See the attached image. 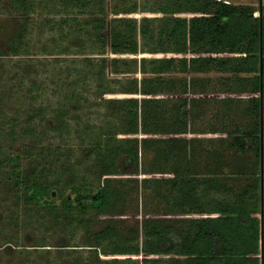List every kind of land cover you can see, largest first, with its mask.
Returning a JSON list of instances; mask_svg holds the SVG:
<instances>
[{
	"label": "rangeland",
	"instance_id": "obj_1",
	"mask_svg": "<svg viewBox=\"0 0 264 264\" xmlns=\"http://www.w3.org/2000/svg\"><path fill=\"white\" fill-rule=\"evenodd\" d=\"M134 1L137 10L131 17L137 25L138 51L132 62L136 72L114 74L107 69L106 78L123 79L122 82L136 79L140 116L163 117L167 124L147 126L148 133L139 134L141 167L137 175L104 178L93 166L90 138H95L97 127L106 128L105 122L117 124L115 117L105 116V102L125 96L118 93L119 84L113 81L112 87L106 84V92L96 96V80L86 79L80 72H88L84 57L94 61L101 57L95 54L99 48L95 39L77 34L79 24L71 20L76 18L81 24L90 14H76L74 9L58 13L60 7L55 0H31L33 10L25 20L9 0H0V264H72L75 260L82 264H174L182 259L177 252L182 241L192 238L195 220L216 216L208 214L213 201H233L238 193L250 189L247 184L253 177L239 172V165L230 166V161H225L231 154L226 146L236 134L234 129L238 126L242 132L247 127L243 113L246 94L223 88L221 81L228 74L215 67L199 73H181L177 69L153 73L152 60L175 57L167 35L171 11L178 3ZM226 1L252 7L255 14L261 9L264 14V0ZM119 3L120 0H105L108 23L111 10ZM62 18L68 20L64 28ZM143 18L148 19L146 35L139 32ZM20 30L19 52L13 55L7 42ZM104 56L111 57L109 48ZM144 90L149 94H143ZM70 92H83L79 106L62 114L64 124L60 129L48 130L46 120L61 115L57 106ZM183 98L192 99L196 107V116L186 131L168 120ZM227 101L233 102L228 112L223 106ZM27 129L32 134L27 135ZM26 150L31 153L26 154ZM184 152L187 156L181 155ZM32 166L48 169L44 178L54 185L49 197L51 208L41 202L25 205L21 193L12 194L5 187L2 177L11 168H18L23 176ZM258 176L264 183V169L262 177L261 173ZM105 179L116 191L108 197L106 209L88 207L80 212L71 202V216L62 214V196H75L69 187L77 186L89 202V197L107 183ZM147 181H152L153 186L148 187ZM262 183L261 190L250 189L247 195L253 193L254 215L264 226ZM194 200L200 201L205 211H197ZM151 223L162 226V237L147 235ZM108 230L110 237L102 241V247L121 240L137 246L139 255L114 259L101 255L105 248L90 250L93 248L87 244ZM60 242L66 246H58Z\"/></svg>",
	"mask_w": 264,
	"mask_h": 264
},
{
	"label": "trees",
	"instance_id": "obj_2",
	"mask_svg": "<svg viewBox=\"0 0 264 264\" xmlns=\"http://www.w3.org/2000/svg\"><path fill=\"white\" fill-rule=\"evenodd\" d=\"M9 1L13 10L20 13L25 20V16L33 10L31 0ZM176 1L178 6L171 11L172 17L167 37L171 43L172 53L178 57H169L161 61L152 60L150 62L152 72L161 74L165 70L177 69L186 73H199L212 67L220 73L228 74L221 81L223 88L231 92L244 91L246 100L243 113L247 118V127L242 132L238 126L234 129L236 134L231 136L226 146L231 154L229 156L227 154L225 161H230H226L230 166L239 165L243 168H240L239 172L253 177L247 184L250 189L260 188L261 190L258 175L261 168V153L264 169V136L262 149L260 146V123L264 133V14L263 12L261 15L255 14L253 8L249 6L231 5L216 0ZM55 3L60 7L58 13L74 9L76 14H90V17L81 24L76 18L71 20L79 24L75 29L77 34H88L99 45L95 54L101 56L100 59L94 61L84 57L83 62L88 72L80 71L86 79L96 80L94 87L96 96L97 93L106 92V84L112 87L110 84L112 81L119 84L118 93L125 96L105 102L107 106L105 116L115 117L117 124L105 122V129L99 126L98 131L94 130L95 138H90L93 142L89 149V152L93 154V166L99 171V176L104 178L112 175H137L141 167L139 134L141 131L147 134V126L158 128L166 125L167 122L163 117L148 114L145 117L140 116L137 110L138 99L135 97L140 94L136 79L127 78L122 82L123 79L106 78L107 69L114 74L136 72L135 61L133 64L132 58L138 51L137 25L131 16L137 10V3L134 0H120L118 7L114 6L111 10L112 17L109 23L104 9L105 0H55ZM182 13L190 14V16L184 17ZM61 21L64 28L68 20L62 18ZM142 21L139 32L146 35L149 30L148 19L143 18ZM22 32L20 30L19 35H13L8 39L9 53L18 54ZM107 48L111 53L110 58L104 56ZM143 94H149V92L144 90ZM82 96L83 92L65 93L63 101L57 106L61 115L50 116L46 120V128L52 131L60 129L64 124L62 114L76 109L83 99ZM223 106L226 112L231 111L233 102H224ZM195 111V104L190 99L183 98L178 103L172 118L168 120L176 128L186 131L196 116ZM30 130L27 129V135L32 134ZM118 135L124 137H116ZM30 153L31 150H26V154ZM57 154L58 152H55V155ZM184 154L187 156V152L181 155ZM18 166L17 164L16 167ZM16 167L11 168L2 177L8 192L21 193V200L25 205L41 202L51 208L52 202L49 197L54 185L44 178L48 169L43 166L37 170L32 166L25 175L21 176ZM105 182L107 183L102 184L96 193L89 197V202H87V196L80 194L77 186L69 187L75 192L73 198H63V192L61 188L60 190L58 188L63 202L62 214L71 216V202L77 204L76 208L80 212H85L88 207L106 209L108 197L114 195L116 191L109 187L108 179H105ZM146 184L152 187L154 183L147 181ZM250 189L246 188L238 193L233 201H213L208 207V214L213 213L216 216L199 217L195 220L192 238L180 243L181 248L177 254L182 259L174 264H264V226L254 215L253 193L250 197L247 195ZM192 204L197 207V211L198 208L200 212L205 211L200 201L194 200ZM111 206H114V203H111ZM102 232L98 233L93 242L87 244L93 248L90 250L102 247V241L110 237L109 230L106 233ZM146 233L148 236L162 237L164 229L162 226L159 228L157 224L151 223ZM59 244L58 246H66L62 242ZM102 248L105 250L102 249L101 255L114 257V259L137 256L140 251L137 246L134 247L121 240H114L109 246ZM7 250L10 248L7 247ZM72 264H82V262L75 260Z\"/></svg>",
	"mask_w": 264,
	"mask_h": 264
},
{
	"label": "water",
	"instance_id": "obj_3",
	"mask_svg": "<svg viewBox=\"0 0 264 264\" xmlns=\"http://www.w3.org/2000/svg\"><path fill=\"white\" fill-rule=\"evenodd\" d=\"M259 15H261V9L259 10ZM260 38H261V22H260ZM260 71H261V62H260ZM262 139H263V131H262V125L260 123V146L262 149ZM260 173H261V177H262V173H263V167H262V153H261V168H260ZM261 183H262V179H261ZM53 195V194H52ZM262 202V201H261ZM261 237H262V224H261ZM262 250V249H261Z\"/></svg>",
	"mask_w": 264,
	"mask_h": 264
},
{
	"label": "crops",
	"instance_id": "obj_4",
	"mask_svg": "<svg viewBox=\"0 0 264 264\" xmlns=\"http://www.w3.org/2000/svg\"><path fill=\"white\" fill-rule=\"evenodd\" d=\"M229 4H230V3H229ZM172 56H175V57H176L177 55H175V54L173 53ZM178 71H179V70H178ZM180 72H181V71H180ZM181 73H183V72H181ZM185 73H186V72H185ZM187 99H190V98H187ZM190 100L194 103V101H193L192 99H190ZM194 104H195V103H194ZM177 157H178V156H177ZM166 168L170 169V168H169V165H168V167H166Z\"/></svg>",
	"mask_w": 264,
	"mask_h": 264
},
{
	"label": "built area",
	"instance_id": "obj_5",
	"mask_svg": "<svg viewBox=\"0 0 264 264\" xmlns=\"http://www.w3.org/2000/svg\"><path fill=\"white\" fill-rule=\"evenodd\" d=\"M216 1H222L223 3L229 4V2L226 0H216Z\"/></svg>",
	"mask_w": 264,
	"mask_h": 264
}]
</instances>
